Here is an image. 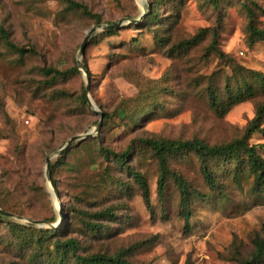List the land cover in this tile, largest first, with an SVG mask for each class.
<instances>
[{"label": "rangeland", "instance_id": "rangeland-1", "mask_svg": "<svg viewBox=\"0 0 264 264\" xmlns=\"http://www.w3.org/2000/svg\"><path fill=\"white\" fill-rule=\"evenodd\" d=\"M73 1L100 22L60 0H0V25L10 41L35 52L20 57L0 42V209L12 215H0V264H53L55 237H46L53 230L61 241L76 240L81 254L126 251L131 264H236L230 260L234 247L248 255L264 224V196L254 190L252 175L243 170L235 177L231 167L221 166L213 171L218 188L212 191L196 156L170 160V170L202 196L191 200L190 231L184 233L176 187L169 180L160 200L157 162L139 140L197 139L218 146L243 137L264 106V83L246 75L254 95L226 113L213 110L206 93L210 79L219 93L226 78L232 85L234 79L207 48L217 28L219 49L243 69L260 72L264 82V41L249 44L246 33L247 9L255 27L264 29V0H228L218 10L207 0ZM154 7L159 25L138 21ZM118 22L114 35L101 37L102 25ZM204 29L209 31L195 46L174 49ZM77 60L85 61L90 77L78 69L52 81L41 72L70 69ZM87 86L97 110L111 115L108 122L79 102ZM259 127L264 129V115ZM90 132L97 140L68 154L67 166L53 173L54 187L46 159L52 156L51 165L71 137ZM247 142L264 144V134ZM97 143L117 154L131 148L128 164L146 180L149 208L132 175L100 153ZM106 209L116 216L112 221L81 214ZM84 221L105 230L91 235Z\"/></svg>", "mask_w": 264, "mask_h": 264}, {"label": "trees", "instance_id": "trees-1", "mask_svg": "<svg viewBox=\"0 0 264 264\" xmlns=\"http://www.w3.org/2000/svg\"><path fill=\"white\" fill-rule=\"evenodd\" d=\"M60 1L64 2L70 9L80 10L82 14L93 18L95 23L100 22L99 17L91 15L82 4H78L73 0ZM207 1L213 9L218 10L220 6L227 3L228 0ZM247 13L249 19L246 28L247 42L249 44H253L257 41H264V29H258L255 27L253 23L254 13L251 9H247ZM142 20H144V23L147 24H154L155 26L159 25L160 16L158 8L154 7L144 16ZM116 30L117 29L104 30V32L101 34V37H110L116 33ZM207 31L209 30H200L189 40L178 43L174 49L181 51L195 46L203 38ZM211 32L212 39L207 50L210 53H213L220 62L224 63L228 68L231 69V78L234 79V84L232 85L229 78H226L223 83L221 93H219V88L217 87L216 83L213 79H210V82L206 88V93L211 108L217 112L226 113L232 107L249 100L254 95V87L248 82L245 76L248 75L256 81L259 80L263 85V75L260 72L243 69L242 67L238 66L228 54L219 49V32L217 28L211 30ZM157 41L158 40H156V42ZM0 42L7 50L18 54L20 57H23L24 55L35 54L33 48L17 46L16 44L12 43L9 39L8 31L1 25ZM137 43L138 40H135L132 44V47H134ZM81 64L85 73L90 77V72L85 61H82ZM41 72L44 76L50 77L52 81L58 78L64 79L74 73H79L77 65L62 71L54 68H42ZM79 102L84 107L88 106L86 92L84 90H82L81 94L79 95ZM263 115L264 106L258 108L256 116L249 123L241 139L231 141L224 145L209 146L205 142L197 139L180 141L146 138L139 140V143L152 153L154 159L157 162L160 172L157 180V195L160 200L164 199L165 190L169 180H172L176 187V191L179 195V212L183 220L184 233H189L190 231L191 200L202 196L200 193L189 188L182 177L170 170L168 165L169 161L172 159H182L189 154L196 156L198 162L200 163V170L204 181L208 188L212 191H216L218 188L216 183V174L213 172L214 169L217 170L221 166L231 167V169L234 170L233 176L235 177L238 176L243 170H247L248 173L253 177L254 190L260 195L264 196V157L261 154V152H264V144L250 145L247 142L248 138L256 132L264 134V129L259 127V121ZM110 116V114L102 113L104 122H108ZM104 122L102 125H106ZM94 140H97V137H89L85 142L81 141L78 142V144L70 145L57 157V160L49 166V176L51 178L53 177V173L56 168L67 166L65 159L70 152H73L76 149L75 147L79 145L81 147L90 146ZM97 148H99L100 153H102L106 158L110 157L116 167L119 169H126L127 173L132 175V178H134V180L140 186L142 191V199L145 205L149 208L150 205L146 180L141 173L132 170L128 164V159L131 155V148H127L125 151L118 154L112 152L108 148L102 147L99 143H97ZM52 184L55 187L53 178ZM201 201L204 200L201 198ZM81 214H83L84 217H87L89 220L94 221H112L116 217L109 209L93 212L91 214L87 212ZM83 224L91 235H95L97 233L101 234L104 232L103 230H105L102 224H96L92 221H84ZM57 234V230L46 233L47 239L52 236L55 237L52 246L58 258L56 259V262H53V264H63L68 259H71L74 264H131L126 259V251H120L118 254L113 256L101 253L81 254L79 243L76 240L69 238L61 241L56 237ZM39 242L41 243V241ZM231 256L232 257L230 260L236 264H264V224L252 238L251 251L248 255H242L240 251L234 247Z\"/></svg>", "mask_w": 264, "mask_h": 264}, {"label": "water", "instance_id": "water-1", "mask_svg": "<svg viewBox=\"0 0 264 264\" xmlns=\"http://www.w3.org/2000/svg\"><path fill=\"white\" fill-rule=\"evenodd\" d=\"M146 14L142 13L141 16L139 17L138 21L142 20L144 18ZM137 21H130V23L134 24ZM122 25L121 22L115 23V24H110V25H102L101 29L102 30H109V29H118L120 26ZM95 31V28H92L86 35L85 39L83 40L82 44L80 45L79 48V52H78V59L81 58L84 55V51L85 48L87 46L88 40L91 36V34ZM77 66L79 70H82V72L85 73L84 69L82 68V64L80 63L79 60H77ZM86 74V73H85ZM86 78L87 74H86ZM85 92H88V86L85 89ZM86 100L87 103L89 105V107L92 109L93 112H95L96 114H98L100 117H102V113L97 110V108H93L92 104H91V98H89L88 96H86ZM100 128V122H98V124L96 125V131H98ZM92 132L90 133H86L84 135H78V136H73L71 137L61 148H59L56 152H54L53 156H59L62 152H64L70 145H72L74 142H81L83 140H85L86 138L92 137ZM52 156H49L46 161H45V174H46V178L49 181L50 176H49V166H50V159ZM52 195V197H56V194L54 193V191H52V193H50ZM0 215L6 216V217H11L12 215L4 212L3 210L0 209ZM32 222V221H31Z\"/></svg>", "mask_w": 264, "mask_h": 264}, {"label": "bare ground", "instance_id": "bare-ground-1", "mask_svg": "<svg viewBox=\"0 0 264 264\" xmlns=\"http://www.w3.org/2000/svg\"><path fill=\"white\" fill-rule=\"evenodd\" d=\"M91 104H92V106H93V108H95L96 109V105L94 104V102L91 100ZM52 189H51V191H49L50 193H52Z\"/></svg>", "mask_w": 264, "mask_h": 264}, {"label": "built area", "instance_id": "built-area-1", "mask_svg": "<svg viewBox=\"0 0 264 264\" xmlns=\"http://www.w3.org/2000/svg\"><path fill=\"white\" fill-rule=\"evenodd\" d=\"M242 53H240V55H241Z\"/></svg>", "mask_w": 264, "mask_h": 264}]
</instances>
